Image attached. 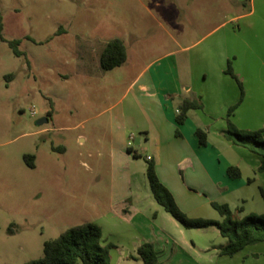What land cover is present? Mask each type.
I'll return each instance as SVG.
<instances>
[{"label": "rangeland", "instance_id": "1", "mask_svg": "<svg viewBox=\"0 0 264 264\" xmlns=\"http://www.w3.org/2000/svg\"><path fill=\"white\" fill-rule=\"evenodd\" d=\"M250 1L231 9L227 0H0V264H31L42 258L45 242L88 223L100 228L109 264H141L136 248L143 243L163 264H264V243L220 257L226 241L216 228L185 229L164 212L144 171L155 134L132 158L113 142L118 120L108 110L134 98L130 81L155 58L173 52L169 60L191 59L197 48L180 49L195 41L194 19L212 29ZM239 26L220 27L210 39L234 50L238 60L229 62L240 66ZM113 39L125 44L126 62L102 71L99 53ZM12 40L20 41L22 56L8 47ZM218 89L205 100L212 110L225 99ZM228 109L209 115L210 142L223 138ZM124 120L128 130L132 122ZM230 121L243 132L264 128V117L249 113ZM24 156H33V168ZM196 194L203 204L186 209L196 216L188 218L219 220L209 193Z\"/></svg>", "mask_w": 264, "mask_h": 264}, {"label": "crops", "instance_id": "2", "mask_svg": "<svg viewBox=\"0 0 264 264\" xmlns=\"http://www.w3.org/2000/svg\"><path fill=\"white\" fill-rule=\"evenodd\" d=\"M210 1L215 3V0ZM227 1L231 9L234 5H243L242 0ZM220 2L226 8V3ZM198 20L194 19L193 22L197 24L195 28L198 30L195 41L180 49L186 52L191 47L197 48L191 59L179 57L177 60H169L173 52L155 58L130 81L127 90L134 93V98L123 108L121 100L108 108L113 118L118 120L116 130L113 128V142L130 150L128 155L135 153L139 156L138 150L147 151L150 134L153 132V154L147 155L144 160L146 162V158L150 157L154 162L160 183L188 216L196 217L188 214L186 209L203 204L200 202L203 195H197L196 190L209 193L208 199L206 198L209 203L215 200L216 203L226 204L231 211H239L238 217L262 215L264 205L260 191L264 190V173L257 171L260 158L243 148L233 146L224 138L218 137L216 142H210L209 135L215 128L209 122V115L224 112L235 105L240 96L236 82L225 74L227 63L231 59L238 60V54L232 49L223 48L217 42L218 39H210L216 29L226 28L228 24L236 22L240 24L238 30L244 32L241 40V52L244 55L240 56L243 64L239 66L236 61L231 64V69L241 82L243 98L230 118L244 113L257 118L264 117V37L261 34L264 3L251 0L246 11L228 16L212 29L206 25L209 24L207 20L203 21V25ZM202 26L206 30L200 32ZM218 48L220 51H215ZM208 80L210 86L207 87ZM214 88H219V93L225 99L222 106L212 110L205 100ZM196 98L202 103V108L188 111L186 121L178 126L175 116L179 104L183 100ZM125 118L132 122L128 130ZM198 129L206 133L205 146L198 144L195 136ZM135 133H138V137L134 136ZM127 138L138 149L133 151ZM79 141L82 142L83 139L80 138ZM229 167L237 168L240 177H228L226 171ZM198 196L200 200H197ZM220 220L219 217L217 221ZM158 256L160 259L159 253Z\"/></svg>", "mask_w": 264, "mask_h": 264}, {"label": "trees", "instance_id": "3", "mask_svg": "<svg viewBox=\"0 0 264 264\" xmlns=\"http://www.w3.org/2000/svg\"><path fill=\"white\" fill-rule=\"evenodd\" d=\"M1 41H5L0 36ZM19 40L7 41L8 47L16 57L22 56L18 46ZM127 51L123 41L113 39L106 43L99 55V66L102 71H110L118 68L126 62ZM225 74L229 75L237 84L240 96L237 103L231 106L226 114V128L221 131L222 137L232 144L247 150L260 158L258 172L264 173V128L254 132H243L238 130L230 121L236 107L241 103L243 90L238 77L232 72L230 62L227 63ZM202 104L198 98L183 100L175 116V123L182 125L187 119L190 110H198ZM195 136L200 146L206 145V133L196 130ZM130 154V150H127ZM133 158L140 156L132 153ZM25 163L33 168V156H24ZM227 176L232 179L240 177V172L235 167H229ZM145 176L151 195L167 214L185 229H207L214 227L219 235L225 239V245L218 250L220 257H233L247 246L264 243V214H248L238 217L233 214L226 204L211 202V208L221 218L220 221L205 218H188L176 205L170 192L160 183L155 164L152 160H146ZM264 205V190L260 191ZM101 230L94 224H82L72 227L62 233L59 237L47 241L43 245L42 258L31 264H109L108 249L99 245ZM136 254L141 264H162L158 253L154 251L151 244L143 243L136 249Z\"/></svg>", "mask_w": 264, "mask_h": 264}, {"label": "built area", "instance_id": "4", "mask_svg": "<svg viewBox=\"0 0 264 264\" xmlns=\"http://www.w3.org/2000/svg\"><path fill=\"white\" fill-rule=\"evenodd\" d=\"M34 113H35V112H34V110L32 109V110H31V115H34ZM176 113H177V111H176ZM146 160L149 161V160H150V157H147Z\"/></svg>", "mask_w": 264, "mask_h": 264}, {"label": "water", "instance_id": "5", "mask_svg": "<svg viewBox=\"0 0 264 264\" xmlns=\"http://www.w3.org/2000/svg\"><path fill=\"white\" fill-rule=\"evenodd\" d=\"M38 125H41V123H39Z\"/></svg>", "mask_w": 264, "mask_h": 264}]
</instances>
